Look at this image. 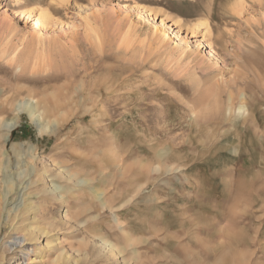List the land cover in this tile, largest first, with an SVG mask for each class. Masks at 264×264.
Returning <instances> with one entry per match:
<instances>
[{
	"label": "rangeland",
	"instance_id": "1",
	"mask_svg": "<svg viewBox=\"0 0 264 264\" xmlns=\"http://www.w3.org/2000/svg\"><path fill=\"white\" fill-rule=\"evenodd\" d=\"M11 6L0 264H264V0Z\"/></svg>",
	"mask_w": 264,
	"mask_h": 264
},
{
	"label": "bare ground",
	"instance_id": "2",
	"mask_svg": "<svg viewBox=\"0 0 264 264\" xmlns=\"http://www.w3.org/2000/svg\"><path fill=\"white\" fill-rule=\"evenodd\" d=\"M17 4H18V0H12V6H11V15H14L15 17H17V18H19V17H21L22 15H21V13L18 11V9H17ZM48 22L50 23V17H49V14H48V12H44V11H40V12H38V18H37V21H36V24H35V27L33 28V29H31L30 27H27V29L29 30V31H33V32H36L37 33V37L39 38V39H41L42 40V38H43V31L46 29V26H47V24H48ZM210 55H211V52H210ZM230 92V91H229ZM229 94H231V93H229ZM241 96H243L242 94H241ZM240 96V97H241ZM243 98V97H242ZM230 99V98H229ZM232 99V98H231ZM243 106V105H242ZM242 106H241V108H242ZM31 108H32V106H31ZM241 108L239 109V111L241 110ZM32 110V109H31ZM28 111V110H27ZM32 113V112H31ZM208 118V117H207ZM1 196V195H0ZM2 200V198H0V201ZM1 207V206H0ZM30 210H32V212H40V207L38 206V205H31L30 206ZM42 210V209H41ZM65 213H67V211L65 212ZM0 221H1V219H0ZM63 222H64V220H60L59 221V223H58V225H55L56 226V228H58L57 226H59V224L60 225H63ZM62 223V224H61ZM1 222H0V230H1ZM15 228V227H14ZM48 228L49 227H44V228H42V229H37V227H35V226H31L27 231H26V233H24L23 231H18V232H16V233H13V235L12 234H10L8 237H6V241L3 243V245H5V244H8L9 246H10V243H12V242H17V241H19V240H21V241H28V242H31V241H33V240H36L37 239V236L38 237H41V236H47L48 234H50V232L51 231H49L48 230ZM16 229H14V231H15ZM56 230V229H55ZM57 238L56 239H54V240H52V241H49L48 243H46V245L45 246H48V248L50 249V250H52L54 247H56L57 246ZM15 244V243H14ZM12 246V245H11ZM29 252H27L26 254H25V257L27 258L25 261H26V264H32V262H33V259H32V257L30 258L29 257Z\"/></svg>",
	"mask_w": 264,
	"mask_h": 264
}]
</instances>
